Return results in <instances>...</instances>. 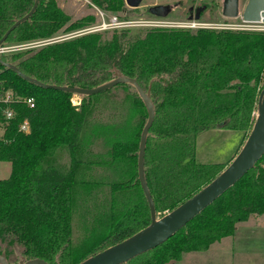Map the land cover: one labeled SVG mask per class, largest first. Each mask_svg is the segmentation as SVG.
<instances>
[{
    "label": "trees",
    "instance_id": "trees-1",
    "mask_svg": "<svg viewBox=\"0 0 264 264\" xmlns=\"http://www.w3.org/2000/svg\"><path fill=\"white\" fill-rule=\"evenodd\" d=\"M34 1L0 0V40ZM88 3L128 17L124 0ZM94 22L91 16L72 21L57 0H39L4 45L65 37ZM8 66L43 85L82 89L110 82L117 70L149 90L155 116L144 176L162 217L228 166L196 162L198 135L239 131L246 142L264 88V33L111 29L0 56V93L9 89L35 99L34 109L17 107L18 118L0 142V162L11 165L9 178L0 180V254L12 264L20 258L80 264L151 222L137 168L146 108L129 84L81 96L73 105L70 93L29 83ZM24 119L30 124L26 134L17 130ZM254 215H264V157L173 237L126 264H178L186 253H207Z\"/></svg>",
    "mask_w": 264,
    "mask_h": 264
},
{
    "label": "water",
    "instance_id": "water-1",
    "mask_svg": "<svg viewBox=\"0 0 264 264\" xmlns=\"http://www.w3.org/2000/svg\"><path fill=\"white\" fill-rule=\"evenodd\" d=\"M39 0H35L31 11L23 18L17 20L0 40V46L4 44L8 35L21 23L26 21L35 11ZM142 0H124L129 9H137ZM224 16L228 19H237L242 16L246 22H264V0H248L243 13L240 11L239 0H226L224 6ZM15 71L25 81L34 85L70 93L75 96H92L102 91H106L120 84L132 85L141 98L146 111L147 122L141 132L139 152H138V180L145 199L150 209L151 222L144 229L132 235L128 239L115 244L106 250L95 254L81 262L80 264H126L128 261L151 251L165 241L173 237L178 231L184 228L195 217L202 214L209 206L223 196L228 190L233 188L249 171L254 169L259 161L264 157V88L260 94L257 104V117L252 131L241 150L210 184L202 190L188 198L178 207L166 213L162 217H157L155 207L148 190L144 176V154L146 140L154 121V105L150 99V93L144 91L138 83L131 78L121 75L117 70H113V79L101 86L92 89H82L78 87H58L48 86L38 81L24 76L16 67L8 66ZM0 264H9L4 254H0ZM18 264H47L42 260L25 261L20 258Z\"/></svg>",
    "mask_w": 264,
    "mask_h": 264
},
{
    "label": "rangeland",
    "instance_id": "rangeland-1",
    "mask_svg": "<svg viewBox=\"0 0 264 264\" xmlns=\"http://www.w3.org/2000/svg\"><path fill=\"white\" fill-rule=\"evenodd\" d=\"M223 0H142L138 9H129L128 17L124 18L105 15V20L110 17H117L119 20L127 22H146L159 21L162 27L169 28H186L190 30L200 29L192 25H208L210 29L230 30L234 27L243 25L242 16L237 19H228L220 15L221 2ZM57 3L63 11L68 14L72 21L83 17L91 16L95 22L88 28L98 27L101 24V18L98 10L89 5L88 0H57ZM248 0H240V11L246 8ZM154 4L162 7L161 15H151L147 8ZM207 5L206 12L200 20H189L186 18L187 11L193 6L196 7ZM192 12V11H190ZM150 26H130L128 28L137 32ZM87 29V28H85ZM83 29V30H85ZM82 31V30H81ZM76 33V32H75ZM74 34V33H72ZM62 38V37H61ZM73 105H79L80 97H72ZM209 130L195 139V160L197 162H214V164H227L235 154L237 146L239 147L238 137H242L241 146L244 144L245 135L239 131ZM96 145V144H95ZM95 151L105 148L92 145ZM103 148V149H102ZM239 152V151H238ZM11 165L0 162V180L9 178ZM78 234H82L81 227H78ZM178 264H264V215H254L249 221L241 223L235 234L214 244L208 253H186Z\"/></svg>",
    "mask_w": 264,
    "mask_h": 264
},
{
    "label": "built area",
    "instance_id": "built-area-1",
    "mask_svg": "<svg viewBox=\"0 0 264 264\" xmlns=\"http://www.w3.org/2000/svg\"><path fill=\"white\" fill-rule=\"evenodd\" d=\"M98 14L101 18V24L98 27L87 28L85 30L76 32L74 34L67 35L65 37H60L57 39L42 41V42H33L21 45H1L0 46V56L4 54H9L16 51L33 49L44 46L46 44L52 43L54 41H59L62 39H67L71 37H75L82 34L93 33L104 30L111 29H124L130 26H150V27H162V22L159 21H139V22H127L119 20L117 17H110L108 21L105 20V15L103 12L98 10ZM243 19V18H242ZM192 27L197 28H211L208 25L196 24L192 25ZM190 28V26L186 27ZM230 30H239V31H251V32H262L264 33V22H246L243 20V25L234 27ZM26 106L29 109L35 108V99L31 96H23L13 90H5L0 93V142L6 141V133L14 121L18 118L17 107ZM18 132L26 134L30 131V124L27 119H24L21 123L18 124L17 128Z\"/></svg>",
    "mask_w": 264,
    "mask_h": 264
},
{
    "label": "flooded vegetation",
    "instance_id": "flooded-vegetation-1",
    "mask_svg": "<svg viewBox=\"0 0 264 264\" xmlns=\"http://www.w3.org/2000/svg\"><path fill=\"white\" fill-rule=\"evenodd\" d=\"M225 1L226 0H223L222 2H221V4H220V6H221V11H220V15L222 16V17H224L225 18V16H224V6H225ZM142 3V2H141ZM239 4H240V0H239ZM141 5V4H140ZM159 4H154V5H152L151 7H149V8H147V10H148V12L151 14V15H153V16H155V15H161V13H162V7H160V6H158ZM207 7V5H202L201 7H196L194 10L195 11H193V6L191 7V8H189V10L187 11V16H186V18L187 19H189L190 21L191 20H200V19H202L203 18V15L205 14V12H206V10H205V8ZM139 8V7H138ZM137 8V9H138ZM132 10H135V9H132ZM190 11H192V12H190ZM9 264H12L11 262H8Z\"/></svg>",
    "mask_w": 264,
    "mask_h": 264
},
{
    "label": "crops",
    "instance_id": "crops-1",
    "mask_svg": "<svg viewBox=\"0 0 264 264\" xmlns=\"http://www.w3.org/2000/svg\"><path fill=\"white\" fill-rule=\"evenodd\" d=\"M213 130H218V129H213ZM219 131H220V130H219ZM225 131H227V130H224V131H221V132H225ZM207 132H208V131H207ZM242 139H243V135H242V137H238V138H237V141H240V142H239V147L237 146V149L235 150V151H236L235 154L233 155V157L231 158V160L228 161L227 165H229V164L232 162V160H233V159L235 158V156L238 154V151H240L239 149H240V146H241V140H242ZM195 156H196V155H195ZM195 158H196V157H195ZM196 162H197V161H196ZM198 163H201V164H214V162H210V161H209V162H202V161H201V162H198ZM251 217H252V216H251ZM249 220H250V219H249ZM244 223H245V222H244ZM213 246H214V245H213ZM213 246H212V247H213ZM212 247L210 248V250L212 249ZM210 250H209V251H210ZM209 251H208V252H209ZM208 252H207V253H208Z\"/></svg>",
    "mask_w": 264,
    "mask_h": 264
}]
</instances>
